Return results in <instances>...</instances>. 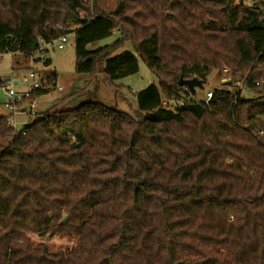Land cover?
Returning <instances> with one entry per match:
<instances>
[{
	"label": "trees",
	"instance_id": "16d2710c",
	"mask_svg": "<svg viewBox=\"0 0 264 264\" xmlns=\"http://www.w3.org/2000/svg\"><path fill=\"white\" fill-rule=\"evenodd\" d=\"M115 1L106 11L97 0H0L13 68L71 33L75 72L118 87L138 70L133 52L113 54L130 41L157 78L136 92L133 116L85 101L13 128L0 113V264H264V93L194 100L178 84L224 70L239 89L264 90V12L242 0ZM31 233L76 242L53 252Z\"/></svg>",
	"mask_w": 264,
	"mask_h": 264
},
{
	"label": "rangeland",
	"instance_id": "374dc122",
	"mask_svg": "<svg viewBox=\"0 0 264 264\" xmlns=\"http://www.w3.org/2000/svg\"><path fill=\"white\" fill-rule=\"evenodd\" d=\"M97 4L106 11H111L116 8L115 0H97ZM118 36V32L113 30L109 36L88 44L87 48H99L111 43ZM124 50L131 51L136 55L138 70L133 74L115 80L114 83L118 87L109 86L99 74L89 75L74 71L75 56L72 34L69 35L62 49H57L53 45L46 52H36L30 57L19 56L17 58L19 59V65L15 68L12 67L11 54L0 53V82L5 78L12 77L14 89L21 91L27 87V84L22 83L21 79L28 71L34 70L40 73L39 71L43 68L51 69L56 72V84L60 85L62 90H55V81L54 83L49 82V91L43 94L42 98L38 101L36 100V113L43 111L45 108L57 110L69 109L85 101H95L133 116L134 110L137 108L136 92L151 83L157 84V78L147 67L142 56L136 53L130 41H126L120 47L116 48L113 54L120 53ZM46 57L50 58L51 63L48 67H43V61ZM223 82H230V85H224ZM240 86L241 83L231 81L230 76L224 70H211L207 74L206 80L202 83L201 87H195L192 97L194 100H203L206 97V93L214 88L238 89L240 90V95L244 98H252L264 93V90L248 91L246 89H239ZM4 98H6V95L0 86V102ZM25 108L28 110V106H25ZM15 119L19 123L18 127H21L23 122L28 121L26 114L16 116ZM29 237L34 243L45 242L49 250L53 252L62 251L76 242L74 238L62 235L39 236L31 233Z\"/></svg>",
	"mask_w": 264,
	"mask_h": 264
},
{
	"label": "built area",
	"instance_id": "2783aa9c",
	"mask_svg": "<svg viewBox=\"0 0 264 264\" xmlns=\"http://www.w3.org/2000/svg\"><path fill=\"white\" fill-rule=\"evenodd\" d=\"M237 1L238 0H235V3H237ZM242 2L248 6H257L264 12V0H242ZM69 35H71V33H64L58 36L51 43L40 44L38 52H43L44 49L48 50V48L52 47L53 45L57 49H62L64 44L67 42ZM38 40L41 41L40 38H38ZM21 82L27 84V87L21 91L14 89L12 77L5 78L0 82L1 89L6 95V99L3 102V107L8 111L6 123L13 128H19V123L15 119L16 116L26 114L28 120L33 119L36 116L37 96L32 97L31 93L39 89L49 88L50 86L46 75L42 73L40 74L34 70H30L25 75H23ZM54 88L57 91L62 90V87L56 84V82L54 83ZM185 88L187 87L185 86ZM210 97L211 92L208 91L206 93L205 100H208ZM180 103V101H168L165 99L162 101V105L169 108H174ZM25 106H28V110L25 108Z\"/></svg>",
	"mask_w": 264,
	"mask_h": 264
},
{
	"label": "water",
	"instance_id": "95a60500",
	"mask_svg": "<svg viewBox=\"0 0 264 264\" xmlns=\"http://www.w3.org/2000/svg\"><path fill=\"white\" fill-rule=\"evenodd\" d=\"M178 84L186 86L191 92L195 91V87H201L202 82L201 80L197 79L196 77H192L189 79H180ZM66 217L64 218V220Z\"/></svg>",
	"mask_w": 264,
	"mask_h": 264
},
{
	"label": "crops",
	"instance_id": "0c3cea01",
	"mask_svg": "<svg viewBox=\"0 0 264 264\" xmlns=\"http://www.w3.org/2000/svg\"><path fill=\"white\" fill-rule=\"evenodd\" d=\"M55 82H56V80H55ZM22 90H24V89H22ZM40 98H42V95H39V96H37L36 97V100L38 101ZM5 99L6 98H4L3 100H2V102H0V113H2V114H8V111L3 107V102L5 101ZM38 103V102H37ZM45 109H47V108H45ZM44 109V110H45ZM23 124H24V122H23ZM21 125V124H20ZM19 126V125H18Z\"/></svg>",
	"mask_w": 264,
	"mask_h": 264
}]
</instances>
